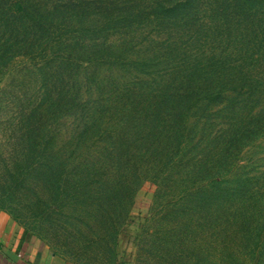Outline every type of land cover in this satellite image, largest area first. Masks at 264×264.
<instances>
[{"label": "trees", "instance_id": "trees-1", "mask_svg": "<svg viewBox=\"0 0 264 264\" xmlns=\"http://www.w3.org/2000/svg\"><path fill=\"white\" fill-rule=\"evenodd\" d=\"M251 3L69 0L66 10L56 14L58 9L47 10L45 2L0 0V46L14 59L37 54L45 64L65 55L57 76L73 91L83 123L80 137L89 138L81 145L86 146V158L94 161L90 182L97 190L113 193L110 203L123 208L117 214L105 206L103 213L99 210L100 220H127L147 183L156 188L157 199L170 185L180 188L178 195L184 197L193 185L224 178L219 167L209 164L206 150L219 158L217 142L222 137L227 145L233 142L225 129L236 121L224 120L222 113L235 111L238 78L243 77L245 85L250 82L248 61L237 62L234 49L264 28V12H252ZM240 31L241 42L229 46ZM6 55L0 54V60ZM204 141L212 144L205 150ZM78 149V144L69 148L66 157L61 150L57 164L56 157L49 160V178L57 166L62 181L68 179L63 191L70 201L60 210L63 215L87 188L84 181L69 178L71 168L66 166ZM48 150L54 153L52 147ZM190 162L194 164L187 166ZM224 166L229 167L222 162ZM178 226L175 221L161 241L163 249L173 244L176 255L177 244H183ZM196 260L189 262L200 263Z\"/></svg>", "mask_w": 264, "mask_h": 264}, {"label": "rangeland", "instance_id": "rangeland-1", "mask_svg": "<svg viewBox=\"0 0 264 264\" xmlns=\"http://www.w3.org/2000/svg\"><path fill=\"white\" fill-rule=\"evenodd\" d=\"M37 1L45 2L49 11L58 9L56 14L64 12L69 3ZM75 7L80 14L79 5ZM251 10L264 12V0H253ZM91 12L87 9L86 14ZM243 36L244 31H240L229 46H237ZM262 40L264 28L234 49L237 62L241 58L248 61L250 82L245 85L243 77L238 78L235 111L222 113L224 120L234 119L237 124L225 129L233 138L229 153L225 148L231 144L227 145L224 137L217 142L219 158L213 159L210 148L206 150L209 164L219 167L224 178L198 188L193 185L188 190L191 195L184 197L178 195L180 188L170 185L157 199L156 188L147 183L138 192L127 220L97 217L105 206L117 214L123 208L110 203L113 193L97 190L90 182L94 161L86 158V146L81 145L89 138L80 137L83 123L73 91L57 76L65 55L44 64L37 54L14 59L0 46V51L8 54L0 60V215L30 234L63 264H191L189 261H198L196 258L200 259L198 264H264ZM76 144L80 151L71 155L66 166L71 168L69 178L84 181L87 188L80 190V202L68 204L70 210L63 215L60 210L70 201L63 191L68 179L64 176L66 181H62L57 166L50 179L49 160L61 156V150L68 156L69 148ZM208 145L211 141H204L202 148ZM222 162L229 167H222ZM175 221L179 223L178 240L183 242L177 244L179 255L173 244L168 249L161 245Z\"/></svg>", "mask_w": 264, "mask_h": 264}, {"label": "crops", "instance_id": "crops-1", "mask_svg": "<svg viewBox=\"0 0 264 264\" xmlns=\"http://www.w3.org/2000/svg\"><path fill=\"white\" fill-rule=\"evenodd\" d=\"M0 215V264H63L40 242Z\"/></svg>", "mask_w": 264, "mask_h": 264}]
</instances>
